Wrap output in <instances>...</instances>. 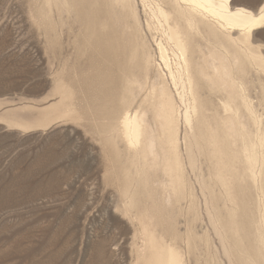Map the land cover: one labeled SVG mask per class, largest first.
<instances>
[{
  "label": "rangeland",
  "instance_id": "1",
  "mask_svg": "<svg viewBox=\"0 0 264 264\" xmlns=\"http://www.w3.org/2000/svg\"><path fill=\"white\" fill-rule=\"evenodd\" d=\"M186 16L177 0H0V264H159L169 247L180 264H264V26L234 44ZM220 45L239 63L231 136ZM138 105L133 148L121 120Z\"/></svg>",
  "mask_w": 264,
  "mask_h": 264
},
{
  "label": "bare ground",
  "instance_id": "2",
  "mask_svg": "<svg viewBox=\"0 0 264 264\" xmlns=\"http://www.w3.org/2000/svg\"><path fill=\"white\" fill-rule=\"evenodd\" d=\"M182 3V6L187 11L186 23L188 28H195L197 20L196 17H201L215 24L217 31L225 35L227 40H230L234 44L239 41V37L232 36L231 32L234 30L239 31L243 38L248 39L251 35V31L264 26V0L258 7L256 12H252L249 9L243 7H230V0H177ZM160 15L167 20L169 14L160 10ZM171 39L175 42L182 57L184 58L185 49L182 41V36L179 31L174 30L170 35ZM219 55H211L212 60L217 62L215 65V75L225 87L228 88V99L222 104L223 109L229 115V119L224 123L228 136L237 133L240 126L232 121V118L237 116L236 110L233 105V91L236 86H241L237 79L234 77L239 63L238 60L230 53L228 48L220 45ZM112 48V47H111ZM185 60V58H184ZM147 62V61H146ZM148 63V62H147ZM187 71V67L185 68ZM236 79V80H235ZM189 84V82H188ZM187 87V86H186ZM225 90V88H222ZM156 90V89H155ZM241 92V99L247 106V96ZM160 107L156 113V116L160 120V127L162 133L166 137L167 147L176 151L177 138H176V116L174 106L166 91H161ZM145 104V103H144ZM251 114V113H250ZM232 117V118H231ZM145 114L140 111V105L136 107L133 112L127 110L121 120V132L123 138L127 144L133 148H137L145 140L146 130L144 126ZM185 120L189 122L190 116L188 112L185 113ZM224 128V127H223ZM233 137V136H232ZM238 137V136H237ZM260 145L263 146V138L260 139ZM244 154L248 164L252 163L251 149L244 148ZM168 161V158H166ZM169 166V165H168ZM249 171V170H248ZM236 177V176H235ZM181 259L179 254L173 248H166L162 251V259L159 264H180Z\"/></svg>",
  "mask_w": 264,
  "mask_h": 264
}]
</instances>
